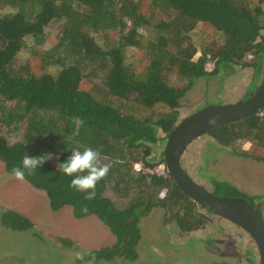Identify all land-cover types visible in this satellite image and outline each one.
<instances>
[{
	"label": "trees",
	"instance_id": "1",
	"mask_svg": "<svg viewBox=\"0 0 264 264\" xmlns=\"http://www.w3.org/2000/svg\"><path fill=\"white\" fill-rule=\"evenodd\" d=\"M0 9L11 10L0 15V125L17 131L26 124L22 142L0 137V161L10 174L24 155L59 156L57 167L47 160L25 182L47 194L52 211L72 207L77 219L97 217L115 236L114 245L82 261L136 262L142 220L155 210L167 211L181 232L199 230L206 217L197 210L213 213L185 195L170 174L145 170L156 167L153 152L160 132L168 138L177 126L179 109L198 80L222 65L264 70V0H0ZM199 24L218 31L219 41L209 43L194 62L198 48L189 34ZM49 25H58L61 35L47 48ZM143 29L156 38L142 35ZM28 40L31 57L40 56L35 49L41 46V68L56 67L55 73L38 75L42 69L32 66L31 57L20 60ZM208 55L217 61L213 73L205 70ZM173 76L184 84L172 85ZM90 78L100 79L104 88H85ZM127 103L131 107L123 113ZM143 110L157 112L138 117ZM205 135L221 148L249 142L251 151L231 154L264 163V108ZM86 147L100 152L102 164H111L92 199L71 187L59 169L72 149ZM136 164L143 170L134 172ZM109 189L129 198L125 208L106 195ZM1 223L20 233L34 228L13 210L2 213Z\"/></svg>",
	"mask_w": 264,
	"mask_h": 264
},
{
	"label": "rangeland",
	"instance_id": "2",
	"mask_svg": "<svg viewBox=\"0 0 264 264\" xmlns=\"http://www.w3.org/2000/svg\"><path fill=\"white\" fill-rule=\"evenodd\" d=\"M10 11L0 9V15ZM158 15L163 17L160 13ZM45 31L47 48L59 42L61 31L58 25H49ZM141 32L147 38H156L151 29ZM189 36L202 52L209 50V43L219 41V32L203 24H199ZM26 46L27 49L19 54L22 61L31 57L29 40ZM42 50L41 46L37 47L35 51L40 56L31 57L34 68L42 69L44 65ZM133 53V50L127 53L130 59ZM57 70L49 66L38 70V75ZM263 77L264 70L258 73L253 68L222 65L216 74L198 80L186 94L179 109L177 125L206 107L247 100L261 85ZM179 84L184 82L173 76L172 85ZM95 85L104 88L102 81L95 78H90L84 87L92 89ZM135 98L134 94L129 95V99ZM130 107L129 103L124 104L122 112ZM152 112L146 110L138 117ZM25 129V123L17 131L0 125V137H6L10 144L22 142ZM160 138L153 152L156 167L164 157L167 135L160 132ZM251 150L252 144L246 141L231 148H221L212 137L203 135L184 153L182 167L196 183L220 198L235 197L232 190L235 189L253 200L264 220V163L231 154ZM51 156L49 160L57 167L59 156ZM229 187L232 191L228 190ZM106 195L119 208H125L129 202V198H123L110 189ZM8 210L23 213L33 222V230L20 233L3 227L1 216ZM197 213L206 218L201 228L192 232H181L177 222L163 209L155 210L142 220L143 239L138 246L139 259L136 262H83L90 252L114 245L115 236L97 217L77 219L72 207L52 211L45 192L31 187L25 180L15 179L0 161V264H260L255 241L244 229L203 209H198ZM62 240L70 244H63Z\"/></svg>",
	"mask_w": 264,
	"mask_h": 264
},
{
	"label": "water",
	"instance_id": "3",
	"mask_svg": "<svg viewBox=\"0 0 264 264\" xmlns=\"http://www.w3.org/2000/svg\"><path fill=\"white\" fill-rule=\"evenodd\" d=\"M264 108V77L247 99L206 107L178 124L167 138L164 160L177 186L194 203L244 229L256 242L264 264V221L254 203L243 197L220 198L196 183L183 169L182 157L199 137L221 126L256 114Z\"/></svg>",
	"mask_w": 264,
	"mask_h": 264
},
{
	"label": "clouds",
	"instance_id": "4",
	"mask_svg": "<svg viewBox=\"0 0 264 264\" xmlns=\"http://www.w3.org/2000/svg\"><path fill=\"white\" fill-rule=\"evenodd\" d=\"M198 52L202 53L201 50H198ZM51 158L50 153L39 156L24 155L21 164L13 167L10 174L15 179L23 181L26 179V176L35 174ZM161 163H165L166 165L165 160ZM110 168L111 164H102L100 152L91 147H86L84 150H80L79 148L72 149L71 155L59 164L60 171L71 179L70 186L79 192L85 193L88 199H92L95 196L97 184L109 173Z\"/></svg>",
	"mask_w": 264,
	"mask_h": 264
},
{
	"label": "built area",
	"instance_id": "5",
	"mask_svg": "<svg viewBox=\"0 0 264 264\" xmlns=\"http://www.w3.org/2000/svg\"><path fill=\"white\" fill-rule=\"evenodd\" d=\"M202 53L198 52L197 55L194 57V62L199 61V59L202 57ZM253 58L252 55H249L248 59L251 60ZM217 68V61L211 57V55L207 56V63L205 64V70L208 73H213L215 72ZM260 116H263V113L260 114ZM135 169L137 172H140L141 170H143V166L141 164H137L135 165ZM167 167L165 165V163H161L160 165H158L157 167L153 168H148L145 170V172H148L149 174L152 175H157L160 177H169V172L167 171ZM166 191H164L165 194Z\"/></svg>",
	"mask_w": 264,
	"mask_h": 264
},
{
	"label": "bare ground",
	"instance_id": "6",
	"mask_svg": "<svg viewBox=\"0 0 264 264\" xmlns=\"http://www.w3.org/2000/svg\"><path fill=\"white\" fill-rule=\"evenodd\" d=\"M244 198V197H243ZM248 200V199H247ZM214 214V213H213ZM214 215H216V214H214ZM217 216H219V215H217ZM219 217H221V216H219ZM223 218V217H222ZM224 219V218H223ZM263 219V218H262ZM254 240V239H253ZM256 243V242H255ZM258 248V247H257ZM259 251V250H258Z\"/></svg>",
	"mask_w": 264,
	"mask_h": 264
},
{
	"label": "crops",
	"instance_id": "7",
	"mask_svg": "<svg viewBox=\"0 0 264 264\" xmlns=\"http://www.w3.org/2000/svg\"><path fill=\"white\" fill-rule=\"evenodd\" d=\"M20 214L24 215L23 213L19 212Z\"/></svg>",
	"mask_w": 264,
	"mask_h": 264
}]
</instances>
